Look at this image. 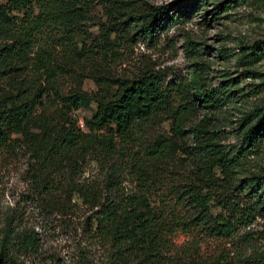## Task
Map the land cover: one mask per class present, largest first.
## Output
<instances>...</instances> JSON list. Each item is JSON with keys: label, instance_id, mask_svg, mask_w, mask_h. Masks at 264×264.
Returning a JSON list of instances; mask_svg holds the SVG:
<instances>
[{"label": "rangeland", "instance_id": "1", "mask_svg": "<svg viewBox=\"0 0 264 264\" xmlns=\"http://www.w3.org/2000/svg\"><path fill=\"white\" fill-rule=\"evenodd\" d=\"M119 1L120 20L127 22L111 46L96 45L102 24L112 27L108 7L98 0H91L70 36L56 32L45 40L42 46L60 66L53 67V84L62 94L80 91L89 98L98 83L153 76L169 91L173 106L185 103L188 108L180 131L174 133L171 119L157 114L138 122L129 139L109 151L106 143L100 144L101 150L77 158L73 169L66 162L49 166L44 175L62 188L53 200L64 207L44 204L35 192L30 152L22 136H14L0 149V248L7 255L1 264H233L262 256L264 208H258L245 186L264 174V131L247 143L250 129L264 113V0H199L189 17L151 36L139 31L141 19L135 17L147 5L172 0ZM48 105L37 112L52 118L54 110ZM94 108L89 99L70 112L71 120L84 130ZM102 134L95 132L96 137ZM210 153L220 158L212 168ZM71 182L93 183L100 199L114 200L148 184L151 203L193 222L174 225L155 256L140 249L116 252L90 234L89 211L76 193L67 191ZM190 184L207 194L201 220L184 192ZM227 201L233 206L222 205ZM230 207L237 218L235 228L221 236L216 222L229 218ZM28 235L32 241L25 243Z\"/></svg>", "mask_w": 264, "mask_h": 264}, {"label": "trees", "instance_id": "2", "mask_svg": "<svg viewBox=\"0 0 264 264\" xmlns=\"http://www.w3.org/2000/svg\"><path fill=\"white\" fill-rule=\"evenodd\" d=\"M90 2L91 0H0V149L9 145L14 136H22L23 144L30 152V179L35 192L44 199L43 203L46 205L65 206L62 202L53 200L54 194L62 188L44 175L49 166L66 162L73 169L77 158L84 160L85 155L101 150L100 144L104 147L107 145L106 149L109 151L112 145L127 141L138 122L157 114H165L170 118L172 131L178 133L188 109L185 103L173 106L171 94L153 76L113 79L102 85L98 83V91L89 98L80 91L62 94L54 86L57 77L55 69L60 66L42 45L56 32H61V37L70 36L84 18ZM98 2L108 7L112 27H103L102 24L100 41L96 45L104 43L111 46L115 33L124 30L127 20H120L123 8L119 0ZM198 2L199 0H172L158 6L147 5L146 11L135 17L141 19L139 31L151 36L170 24L181 22L196 10ZM3 40L6 42H2ZM35 46L38 47L37 51L33 50ZM201 98L203 102L208 101L206 96ZM89 99L93 100L95 108L90 118L83 122L82 130L71 120L70 112ZM47 104L54 110L50 112L52 118L49 114L41 115L37 112L40 110L42 113ZM98 131H102L104 135L96 137L95 132ZM263 131L264 113L250 129L247 143L252 144L253 135ZM198 143L199 147L203 146L201 142ZM160 151L162 149L156 150V154L160 155ZM214 154L210 153L209 157L211 168L220 161ZM257 179L259 180L250 179L251 184L248 181L245 187L252 192L260 209L264 208V174ZM109 184H105L106 189ZM141 186L135 193L120 200H114L110 196L100 199L96 185L89 182H71L67 185V191L76 193L80 204L89 211L86 218L92 236L98 237L111 248L115 247L116 252L140 249L155 256L159 248L166 246V236L172 231V227L175 225L182 228L191 224L193 218L181 220L173 210L159 208L149 200L151 186ZM202 189L197 184H190L184 189L189 195V208L199 210L200 220L208 202L207 194ZM178 194L180 197L177 196V200L182 201L181 193ZM230 202L222 205L232 207ZM231 210L228 219L220 218L216 222L217 233L221 236L229 235L235 228L237 218L234 217L235 210ZM243 215L248 216L246 213ZM30 241V235L24 238L25 243ZM5 252V248L1 247L0 264L7 256ZM233 264H264V254L257 258L238 260Z\"/></svg>", "mask_w": 264, "mask_h": 264}]
</instances>
